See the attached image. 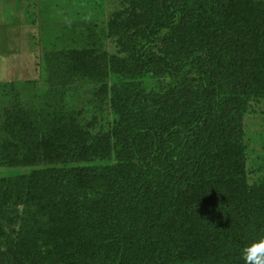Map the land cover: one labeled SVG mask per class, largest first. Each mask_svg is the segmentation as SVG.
Returning <instances> with one entry per match:
<instances>
[{
    "label": "trees",
    "instance_id": "16d2710c",
    "mask_svg": "<svg viewBox=\"0 0 264 264\" xmlns=\"http://www.w3.org/2000/svg\"><path fill=\"white\" fill-rule=\"evenodd\" d=\"M128 1L132 13L111 21L107 36L121 34L124 58L70 57L81 53L71 47L73 22L41 24L50 84L90 78L104 90L111 81L130 131L103 135L71 108L41 109V140L52 150L49 160L41 157L45 183H29L21 195L11 179L0 181L8 183L0 195V264L27 255L38 264H244L242 249L264 239V196L239 192L246 185L230 156L248 98L264 94V1ZM136 7L146 21L133 29ZM86 61L101 62V72ZM187 67L198 70L200 84L182 79L161 93L142 84L146 75L178 76ZM182 117L194 140L172 133L170 122ZM144 122L169 135L155 170L163 180L139 165L152 135L134 132ZM8 198L26 202L10 231L4 223L19 215H7ZM63 230H71L69 243Z\"/></svg>",
    "mask_w": 264,
    "mask_h": 264
},
{
    "label": "rangeland",
    "instance_id": "374dc122",
    "mask_svg": "<svg viewBox=\"0 0 264 264\" xmlns=\"http://www.w3.org/2000/svg\"><path fill=\"white\" fill-rule=\"evenodd\" d=\"M132 6L128 0H0V22L3 23L0 27V181L11 179L21 195L29 183H45L43 167L46 164L41 157L49 160L52 150L50 146L45 148L42 143L44 129L39 126V121L44 118V110L41 109L48 106L52 110L59 103L80 113L83 123L90 126L89 131L114 137L130 131L127 128V116L121 111L120 105L115 106L111 81L104 90L101 83L88 80L90 78H76L64 85L50 84L44 64L47 47L43 46L42 30L40 36L34 35L33 40L27 36L28 33L26 35V31L21 32L26 28L25 24L37 21L41 26L44 18L54 21L69 19L73 22L77 36L70 37L76 40L71 47L81 52H72L70 57L80 58L86 55L101 60L106 53L109 61V56L124 58L128 54L119 38L122 37L121 34L107 36L110 33V22L117 19L124 21L132 13ZM44 9L47 10L44 12ZM140 12L141 8L136 7L133 19L136 25L133 24V29H138L146 21L145 17L140 16ZM141 14H144V10ZM86 66L91 72H101V62L97 65V62L91 64L86 61ZM182 79H193L196 85L201 83V75L193 67L184 68L178 76L166 73L162 76L146 75L141 81L147 92L152 89L161 93L169 88L173 89ZM172 116L170 112L167 118L173 119ZM240 118L243 134L240 138L236 136L233 151L229 153L234 162H237L238 183L246 185L239 192L246 194L253 190L255 194L264 196V94L250 96L247 110ZM185 122L184 117L172 120L170 129L172 133H179L180 137L186 136V141L194 140L191 127H184ZM138 127L141 131L137 130ZM138 127L134 130L136 134L145 131L152 133L143 140L149 144V150L138 153L137 157L141 158L139 165L155 172L162 179L163 174L160 173L159 176L155 170L167 158L165 152L168 151L166 144H169V135L165 131L154 130L148 122L141 123ZM200 128H205L203 121L200 122ZM7 185L8 183L3 185L0 182V195H3ZM35 192L36 196H40L39 191ZM229 199L235 200L231 196ZM37 201L40 200H34ZM2 202L4 199L0 198V204ZM5 206L9 217L13 214L19 216L15 221L11 219V222H5L4 226L8 231L18 228L26 202L8 198ZM62 234L64 241L69 243L71 230H63ZM58 244L64 247L63 242ZM3 249L0 246V251ZM27 256L21 258L23 260H18L17 257V263L38 264L33 256Z\"/></svg>",
    "mask_w": 264,
    "mask_h": 264
},
{
    "label": "clouds",
    "instance_id": "9594fccd",
    "mask_svg": "<svg viewBox=\"0 0 264 264\" xmlns=\"http://www.w3.org/2000/svg\"><path fill=\"white\" fill-rule=\"evenodd\" d=\"M244 264H264V239L253 241L241 252Z\"/></svg>",
    "mask_w": 264,
    "mask_h": 264
},
{
    "label": "crops",
    "instance_id": "0c3cea01",
    "mask_svg": "<svg viewBox=\"0 0 264 264\" xmlns=\"http://www.w3.org/2000/svg\"><path fill=\"white\" fill-rule=\"evenodd\" d=\"M3 26V23L0 22V27ZM25 27L24 29L21 30V32H24L26 31V35L28 33V37H31V39H35V37H38L40 36V30H41V26H40V22H30L29 24H25ZM34 35H36L34 37Z\"/></svg>",
    "mask_w": 264,
    "mask_h": 264
}]
</instances>
